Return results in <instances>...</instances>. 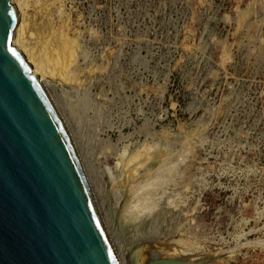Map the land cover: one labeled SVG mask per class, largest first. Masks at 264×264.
Returning <instances> with one entry per match:
<instances>
[{
  "label": "rangeland",
  "instance_id": "374dc122",
  "mask_svg": "<svg viewBox=\"0 0 264 264\" xmlns=\"http://www.w3.org/2000/svg\"><path fill=\"white\" fill-rule=\"evenodd\" d=\"M50 1L91 71L48 81L109 238L132 264H264V0ZM137 151L162 175L144 213L112 184Z\"/></svg>",
  "mask_w": 264,
  "mask_h": 264
},
{
  "label": "water",
  "instance_id": "95a60500",
  "mask_svg": "<svg viewBox=\"0 0 264 264\" xmlns=\"http://www.w3.org/2000/svg\"><path fill=\"white\" fill-rule=\"evenodd\" d=\"M16 4L0 0V264H119L65 121L15 45Z\"/></svg>",
  "mask_w": 264,
  "mask_h": 264
},
{
  "label": "bare ground",
  "instance_id": "6f19581e",
  "mask_svg": "<svg viewBox=\"0 0 264 264\" xmlns=\"http://www.w3.org/2000/svg\"><path fill=\"white\" fill-rule=\"evenodd\" d=\"M38 3L39 2L36 1V4ZM36 4H34L33 0H17L16 7L22 21L19 25L14 42L15 45L23 52L28 62L33 66L34 73L41 77L53 99V94L50 91L51 89H49L48 79L58 78L61 82L68 83V85H81L82 83H85L82 79L84 80V78L89 77L91 75V71L87 70V68L84 70L80 66L81 63H79L78 59V48L80 46H77V41L72 34L71 27L68 22H64L61 16L57 21L52 17L53 12L51 7L54 3L50 0H46L44 5L36 7ZM94 71H92L93 74ZM92 80L90 82H92ZM76 87L80 89L82 86ZM83 87H85V85H83ZM145 148H147V146H145ZM152 154H156V152H152ZM121 157L122 156L118 159L125 161V157ZM148 158L149 156L147 155V152L137 151L131 154V156L125 161V164H123L125 169L120 174V177L123 175V181L121 182L118 180V175L116 176L114 174L115 177H112L114 189L119 198L123 196V199L125 197L129 198L132 196L134 194L132 193L134 187L138 186L137 183H142V192L137 197L138 204L136 205L141 213L146 212L149 207L154 206L151 196L162 184L161 173L154 172L151 166L145 168L142 177L137 175V171L139 170L137 165H144ZM163 161H165V159ZM85 175L91 188L94 203L107 230V224L105 223L103 217L104 215L99 205L102 201H98L100 200L98 198V190L100 188L97 190V188L91 183L86 171ZM99 191L101 193V190ZM111 243L118 263L132 264L129 260V251H125V246H118L112 240ZM168 248L169 247L166 245L164 248L159 249L161 252H164L169 251ZM172 250H180L185 253L184 249H178L175 246H173ZM145 252H141L140 254L142 255L140 258L143 264L147 259L149 260V256H147ZM162 260H165V262H161L162 264H169L174 259L169 258ZM145 263H147V261Z\"/></svg>",
  "mask_w": 264,
  "mask_h": 264
}]
</instances>
